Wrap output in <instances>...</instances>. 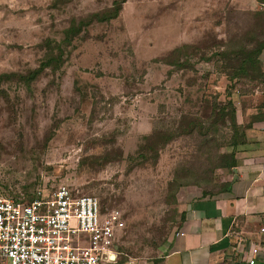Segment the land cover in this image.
Here are the masks:
<instances>
[{
  "label": "rangeland",
  "instance_id": "rangeland-1",
  "mask_svg": "<svg viewBox=\"0 0 264 264\" xmlns=\"http://www.w3.org/2000/svg\"><path fill=\"white\" fill-rule=\"evenodd\" d=\"M118 1L0 0V195L65 186L118 210L123 264L161 254L183 190L211 194L229 175L222 108L243 126L257 83L227 78L225 56L264 40V2L126 0L106 19ZM66 30L62 63L28 80Z\"/></svg>",
  "mask_w": 264,
  "mask_h": 264
},
{
  "label": "crops",
  "instance_id": "crops-1",
  "mask_svg": "<svg viewBox=\"0 0 264 264\" xmlns=\"http://www.w3.org/2000/svg\"><path fill=\"white\" fill-rule=\"evenodd\" d=\"M240 100L245 141L236 147L235 167L222 181L227 190L206 196L183 190L177 226L161 254L123 264H247L253 247L258 249L254 264H264V234L258 233L264 222V85Z\"/></svg>",
  "mask_w": 264,
  "mask_h": 264
},
{
  "label": "built area",
  "instance_id": "built-area-1",
  "mask_svg": "<svg viewBox=\"0 0 264 264\" xmlns=\"http://www.w3.org/2000/svg\"><path fill=\"white\" fill-rule=\"evenodd\" d=\"M123 228L118 210L65 186L30 200L0 195V264H115ZM249 252L254 264L258 249Z\"/></svg>",
  "mask_w": 264,
  "mask_h": 264
},
{
  "label": "trees",
  "instance_id": "trees-1",
  "mask_svg": "<svg viewBox=\"0 0 264 264\" xmlns=\"http://www.w3.org/2000/svg\"><path fill=\"white\" fill-rule=\"evenodd\" d=\"M126 0H119L115 3V7L113 9V13L110 15H107L106 19L116 18L120 9L121 5ZM260 2V0H258ZM105 19V18H103ZM105 21V20H103ZM78 34V30H66L63 32L62 40L59 43H47L48 50L46 54L45 61L40 64L37 70L33 71L29 74L27 77L28 80H31L35 78L42 70L45 68H50L54 70L57 66V64L62 63V57L64 53V48L66 49L71 41L76 37ZM264 50V40H261L259 43H256L252 46V48H247L245 46H241L236 50H233L232 52L228 53L225 58L228 62H235V66L232 67V73L230 75H227V78L230 80H242L246 83H257L264 85V64L261 62V55ZM222 113L220 115L221 122L227 123L228 130L231 133L230 143L229 147L233 150L237 146L244 143V130L246 126H239L236 124L235 119V108L230 100L227 101V103L223 106ZM221 108H218L216 111L217 116L220 114ZM219 113V114H218ZM212 114L214 115L213 111ZM215 116V115H214ZM190 124V122H188ZM192 127V125H191ZM191 127L189 131H191ZM222 163L218 166V168L223 170H230L235 167V159L233 151L229 152L226 155H223L221 157ZM227 187L226 184H222L221 188L214 192V193H208L205 191H202V196L206 195H213L220 193L221 191H226ZM100 210L103 211V208H101V205L99 203Z\"/></svg>",
  "mask_w": 264,
  "mask_h": 264
}]
</instances>
